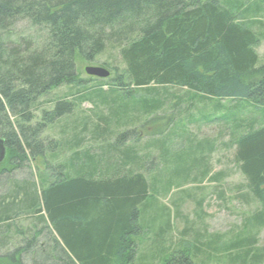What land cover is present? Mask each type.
<instances>
[{
    "label": "trees",
    "instance_id": "1",
    "mask_svg": "<svg viewBox=\"0 0 264 264\" xmlns=\"http://www.w3.org/2000/svg\"><path fill=\"white\" fill-rule=\"evenodd\" d=\"M263 9L264 0H0V138L6 148L0 176L9 177L37 159L47 166L37 183L7 180L0 195V259L7 264H135L137 237L154 233L159 223L152 242L156 246L158 239L161 246L171 226L168 210L143 222L152 209L148 198L158 191L156 184L168 192L209 176L213 145L192 142L175 151L170 133L152 142L161 168L155 169L151 186L145 176L154 170L145 169L149 153L139 156L137 148L124 144L138 142L128 125L151 118L160 134L172 124L160 112L184 102L214 101L212 114L226 112L215 121L232 126L228 145L234 147V163L248 193L264 206V65L257 66L255 52L264 26L257 22L255 28L250 19ZM24 20L47 32L43 46L7 39L14 24ZM107 46L118 48L124 70L107 92L103 83L84 88L76 59L91 62ZM61 85L75 86V94L60 98L33 122L39 97ZM156 87L192 96H161ZM83 102L98 103L106 116L95 114L97 121L73 125L67 139L41 138L48 125ZM245 107L255 116L238 119ZM87 141L102 145L100 154L85 148ZM65 150L70 155L62 160ZM210 176L216 182L221 174ZM21 214L40 228L29 240L12 244L8 235ZM258 225L264 226V219ZM42 233L50 238L46 248L33 245ZM253 242L245 237L223 251L242 250V264H247ZM153 256L160 264H193L184 253L166 256L159 249Z\"/></svg>",
    "mask_w": 264,
    "mask_h": 264
},
{
    "label": "rangeland",
    "instance_id": "2",
    "mask_svg": "<svg viewBox=\"0 0 264 264\" xmlns=\"http://www.w3.org/2000/svg\"><path fill=\"white\" fill-rule=\"evenodd\" d=\"M250 19L254 21L253 23H256L255 28H257V22L264 26V9L261 16H253ZM21 38L32 43L34 47H39L44 45L47 32L30 26L25 20L18 21L10 29L7 39L11 42H18ZM255 52L258 57L257 66H263L264 37L258 47H256ZM86 67L103 68L110 75L105 79L89 77L84 71ZM124 68L118 48L113 46H107L105 51L91 62L82 58H77L75 61V72L78 80L83 81L84 88L98 87L99 83H103L100 86L103 92H107L112 81ZM155 89L161 96L172 95L181 97L187 94L186 90L174 87H156ZM75 91V86L61 85L39 97L35 103V110H32L33 122L40 121L43 111L50 112L55 102ZM135 92L140 95L145 94L143 91ZM188 96H185L184 99H190L192 94L188 93ZM66 99L70 100V97H66ZM170 100L173 101V104L176 102L172 98ZM222 103H224L223 105H229L227 102ZM230 105H233V103ZM95 106H98V108L96 109ZM213 106L214 101L209 100H195L193 106H189L184 102L179 107H175V109H170V106H167L165 111L160 112L162 113L160 116L169 117L172 124L162 128L160 134L156 133L151 127V118L143 119L140 123L133 122L128 125L129 129L137 136L138 142L135 144V140H127L128 142H125L124 146L137 148L139 156L149 153V158L145 159V169H148L147 167L149 166L154 168L153 171L145 173L149 182L151 181L150 178H153L156 174L155 169L158 171V168H161L157 159L158 152L154 148L156 147L155 143L154 146H151L152 142L159 141L161 137H166L169 133L171 137L170 147L175 151L179 147L185 146L186 148L192 142L204 145L205 143H211L214 149L207 159L210 175L221 174L216 182H212L209 175L200 181L185 182L182 187L175 186L168 192L165 191L163 185H155V189L158 187V191H153L151 193L152 196L149 197L150 199L148 198V203L151 204L152 209L147 211V215L143 217V222L147 223V220L152 216L157 219L159 215L164 214L167 208L171 223L170 230L164 235L161 246L158 239L156 240V246L155 241L152 242L153 237H155L154 233L157 232L160 223L154 227V233L151 231L142 232L136 239L135 264H160L159 260L153 256L154 254L156 256L159 255V249L164 250L166 256H176L180 253L187 254L193 259V264H242L243 259L245 260L246 257L242 250L226 252L223 249L232 248L234 243L245 237L254 240L250 256L246 259L247 264H264V226L258 228L259 222L264 219L263 212H261L264 211V206L260 205L248 193L245 179L240 173L238 166L234 163V147L228 145L232 140V126L221 121H215V119L222 117L226 112L221 111L217 114H212ZM243 110L242 114L237 115L238 119H248L255 116L251 108L245 107ZM95 114L106 116L107 113L105 108L98 105V103L83 102L71 114L48 125L41 138L46 140V142L50 141L52 143L56 140L67 139V136L72 133L70 129L73 125L88 123L87 121L91 123L97 121ZM204 119L213 121L205 122ZM190 121L192 122L190 123ZM179 127H183V133H181ZM120 128V130L123 129V127ZM62 131L65 132L62 134ZM95 145L87 141L85 148L93 149L91 152L100 154L97 148L102 145ZM61 153L62 160L70 155L67 150L61 151ZM153 161L155 164L151 165ZM46 168V162L44 161L43 163V160L37 159L36 163H27L23 168L12 172V176H0V195L6 191L7 180L19 182L27 180L37 183L39 182V174L46 173ZM50 174L52 175L51 172H49ZM160 181L161 179L158 180V182ZM151 183L153 182L151 181L150 185ZM39 228V226L36 227L33 218L21 214L14 222L13 233L9 234L8 237H11L12 244L13 239H15L14 243L21 239L29 240L32 238L33 232L39 231ZM19 232L24 233L21 236ZM213 240L215 241L214 245ZM33 241V245L35 243L38 246L39 244L40 246L45 244L46 248L50 238L45 233H42ZM37 245L34 248L35 251L39 249ZM0 264L7 263L0 259ZM24 264H30V261L27 260Z\"/></svg>",
    "mask_w": 264,
    "mask_h": 264
},
{
    "label": "water",
    "instance_id": "3",
    "mask_svg": "<svg viewBox=\"0 0 264 264\" xmlns=\"http://www.w3.org/2000/svg\"><path fill=\"white\" fill-rule=\"evenodd\" d=\"M85 74L89 77H95L99 79H105L109 77V72L103 68L99 67H86ZM6 157V148L4 141L0 138V164H2Z\"/></svg>",
    "mask_w": 264,
    "mask_h": 264
}]
</instances>
